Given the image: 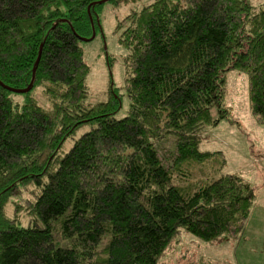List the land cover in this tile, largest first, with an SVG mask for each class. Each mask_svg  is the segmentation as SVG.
Here are the masks:
<instances>
[{"label":"trees","instance_id":"1","mask_svg":"<svg viewBox=\"0 0 264 264\" xmlns=\"http://www.w3.org/2000/svg\"><path fill=\"white\" fill-rule=\"evenodd\" d=\"M101 1L0 0V83L31 88L20 105L0 85V264H159L181 230L213 245L244 235L256 199L250 182L215 170L189 183L194 166L221 155L202 152L200 135L225 119L229 71L247 75L264 125V7L155 0L132 11L117 27L130 102L117 120L114 89L106 102L90 100L81 47L102 28ZM28 187L37 193L25 226L20 209L11 218L7 207Z\"/></svg>","mask_w":264,"mask_h":264},{"label":"rangeland","instance_id":"2","mask_svg":"<svg viewBox=\"0 0 264 264\" xmlns=\"http://www.w3.org/2000/svg\"><path fill=\"white\" fill-rule=\"evenodd\" d=\"M155 0H140L128 7L115 8L112 4H105L100 12L101 30L97 32L96 39L92 42H84L81 47L84 50L85 61L90 68L87 85L90 91L92 103L106 102L111 90L121 97V109L114 116L120 120L129 113L130 102L126 93V74L124 60L126 52L119 45L120 31L117 30L119 22L123 21L132 11H138L153 3ZM256 8L264 7V0H247ZM109 61L112 66H109ZM223 110L225 119L217 126L205 129L200 135V150L202 152L221 153L216 156V162L206 167L194 166L192 174L194 178L190 185L217 173L239 175L248 182L260 183V190H264V125L255 120L250 104L249 80L246 74L231 70L226 74ZM39 103L49 107L41 90L35 92ZM27 94H13L11 99L14 103L25 104ZM218 113L213 111V117ZM91 130L89 125L78 129L67 141L63 153H67L76 140ZM174 153L173 140L164 146L162 155L167 157ZM225 164L222 166V162ZM224 163V162H223ZM166 165H168L166 163ZM169 166V165H168ZM219 170V172H215ZM203 177L204 179H202ZM251 180V181H250ZM205 181V180H204ZM187 184V185H189ZM37 193L34 187L23 190L21 196L11 200L7 207V215L14 217L15 209L19 210V218L27 226L31 220L27 202L34 200ZM22 211V212H21ZM213 244H207L194 238L184 230L169 246L159 264H217L215 256L221 254ZM232 264L230 260L227 262Z\"/></svg>","mask_w":264,"mask_h":264},{"label":"crops","instance_id":"3","mask_svg":"<svg viewBox=\"0 0 264 264\" xmlns=\"http://www.w3.org/2000/svg\"><path fill=\"white\" fill-rule=\"evenodd\" d=\"M250 183L256 199L244 235L239 241L215 244L218 249L222 248L221 254L213 258L217 264H225L228 260L232 264H264V190H260V183Z\"/></svg>","mask_w":264,"mask_h":264},{"label":"water","instance_id":"4","mask_svg":"<svg viewBox=\"0 0 264 264\" xmlns=\"http://www.w3.org/2000/svg\"><path fill=\"white\" fill-rule=\"evenodd\" d=\"M111 1H112V0H103V1L99 2V4H100V5H103V4L108 3V2H111ZM83 41H84V42H88L89 40L84 39ZM0 85H1L4 89H6V90H8V91H10V92H12V93H14V94H28V93L31 91V88H28V89H25V90H14V89H10V88L4 86L2 83H0Z\"/></svg>","mask_w":264,"mask_h":264}]
</instances>
